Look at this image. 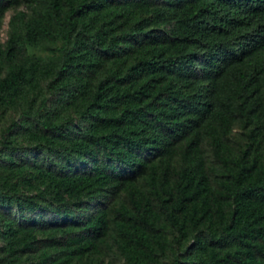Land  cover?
Returning a JSON list of instances; mask_svg holds the SVG:
<instances>
[{"label": "trees", "instance_id": "1", "mask_svg": "<svg viewBox=\"0 0 264 264\" xmlns=\"http://www.w3.org/2000/svg\"><path fill=\"white\" fill-rule=\"evenodd\" d=\"M29 1L0 45V264H100L108 237L264 264V0Z\"/></svg>", "mask_w": 264, "mask_h": 264}, {"label": "rangeland", "instance_id": "2", "mask_svg": "<svg viewBox=\"0 0 264 264\" xmlns=\"http://www.w3.org/2000/svg\"><path fill=\"white\" fill-rule=\"evenodd\" d=\"M32 12V3L29 0H20L18 3L7 7L0 19V45H4L6 39L9 36L10 32V18L19 13L23 19H26L30 16ZM26 52L29 54H45L46 51L43 46H26ZM43 92H44V85H43ZM20 112V107L17 105L15 108L12 109H3L0 107V132L2 129L10 122L12 118H17ZM239 131L238 126L233 128V133ZM233 136V135H232ZM236 139L237 136H233ZM237 140V139H236ZM23 147L19 149L16 155H21L24 159H32L33 154L35 153L33 149H30V145L26 142H23ZM204 148V154L206 156V161L209 162L210 159L214 158L212 146L206 142L205 140L202 142ZM124 200V192L119 191L115 194L112 199L107 203L108 206L115 207L118 202ZM48 217H54L55 214L52 212H47ZM41 236V234H40ZM84 260V258H83ZM93 261L99 262L100 264H124V259L119 254L117 246L113 243L112 238L108 237V245L103 247L99 252H97L93 258ZM159 260L162 264H169L168 259L160 255ZM77 261V260H76ZM75 261V262H76ZM74 263V261H73Z\"/></svg>", "mask_w": 264, "mask_h": 264}]
</instances>
